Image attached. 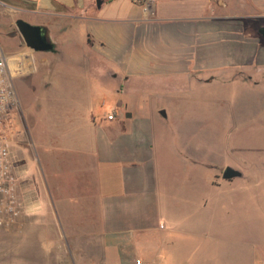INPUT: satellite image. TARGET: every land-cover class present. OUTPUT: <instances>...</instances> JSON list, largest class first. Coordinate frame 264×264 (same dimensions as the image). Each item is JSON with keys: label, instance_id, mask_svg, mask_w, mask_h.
Here are the masks:
<instances>
[{"label": "crops", "instance_id": "1", "mask_svg": "<svg viewBox=\"0 0 264 264\" xmlns=\"http://www.w3.org/2000/svg\"><path fill=\"white\" fill-rule=\"evenodd\" d=\"M149 1L151 8L146 12L144 0H102L100 4L98 0H0V27L8 28L1 32L5 43H10L7 34L17 27L19 18L47 28L55 51H36L23 43L28 48L25 54L33 51L36 64L60 59L55 64L58 75L47 77L45 87L57 93L85 92L75 99L67 97L74 108V128L61 127L59 149L51 148L42 161L47 181L52 180L49 185L58 184L60 210L73 204L82 208L85 219H98L97 244L91 250L101 264H134L136 259L171 264L178 252L196 243L197 232L207 234L204 215L196 221L194 189L183 185L176 190L169 179L160 180L151 149L156 137L151 121L133 110L123 116L117 110L114 120L104 119L105 113L135 106L129 101L139 97L133 90H143L152 81L157 90L167 91L178 77L194 72L212 75L228 68L260 66L264 0ZM18 37L20 45L24 40L20 33ZM261 53L264 58V50ZM67 60L83 63L88 73L80 74L87 84L68 79ZM97 74L100 83L126 96L100 117L90 93L91 78ZM237 120L235 125L240 123ZM205 142L195 143L196 153L205 151ZM208 142L212 151L222 149L212 147V138ZM57 150L54 158L51 153ZM207 204L204 197L203 207ZM258 257L264 259V254Z\"/></svg>", "mask_w": 264, "mask_h": 264}, {"label": "rangeland", "instance_id": "2", "mask_svg": "<svg viewBox=\"0 0 264 264\" xmlns=\"http://www.w3.org/2000/svg\"><path fill=\"white\" fill-rule=\"evenodd\" d=\"M79 29L81 36L82 27ZM5 31L7 27H0L5 51L25 53L28 48L22 40L19 45L17 27H11L7 34L10 43L1 36ZM258 46L259 67L244 65L212 75L194 72L178 77L177 84L167 91L157 90L152 81L143 90H133L139 97L129 101L135 106L115 109L122 116L131 115L133 110L151 121L150 129L156 133L151 149L157 173L163 177L160 180L169 179L176 190L189 185L196 196V221L204 215L207 234L197 232L193 236L196 243L178 252L177 263L174 258L171 264H264L263 257L256 258L264 254L263 37ZM28 51L32 59L24 66H17L16 56L9 63L14 73L20 72L14 77L18 102L11 112L9 134L20 204L14 220H0V264H101L97 252L91 250L97 244L98 219H85L82 208L73 204L60 210L58 184L49 185L52 180L47 181L42 161L51 148L59 149L61 127L74 128V108L67 97L75 99L85 92L73 89L57 93L46 88L44 80L58 75L55 64L60 59L41 66L36 64L33 51ZM81 64L64 63V72L75 84L88 83L80 74L88 73ZM91 79L90 93L98 117L119 97H126L100 83L98 74ZM155 94L160 95L157 98ZM238 101L239 106L233 107ZM221 116L225 117L222 121ZM235 120L240 123L235 125ZM209 138L212 147L222 149L212 151ZM205 140V151L196 153L195 143ZM58 152L51 155L55 158ZM228 165L242 170L244 176L224 179L222 172ZM204 197L207 207H203ZM152 246L155 251L154 240Z\"/></svg>", "mask_w": 264, "mask_h": 264}, {"label": "built area", "instance_id": "3", "mask_svg": "<svg viewBox=\"0 0 264 264\" xmlns=\"http://www.w3.org/2000/svg\"><path fill=\"white\" fill-rule=\"evenodd\" d=\"M151 3L144 0V10L150 11ZM20 54V53H19ZM25 54V53H23ZM18 54L7 53L0 43V220H14L20 204L16 195L17 178L13 173V160L9 134L11 129V112L17 105L18 96L14 85L15 75L10 68V59ZM20 68L23 63L17 59ZM118 116L115 109L108 110L104 119L114 120ZM134 264H148L136 259Z\"/></svg>", "mask_w": 264, "mask_h": 264}, {"label": "water", "instance_id": "4", "mask_svg": "<svg viewBox=\"0 0 264 264\" xmlns=\"http://www.w3.org/2000/svg\"><path fill=\"white\" fill-rule=\"evenodd\" d=\"M101 2L102 0H98V4ZM16 26L26 46L36 51H55V45L51 41L46 27L33 25L22 18L16 21ZM259 32L264 36V26L259 29ZM161 113L165 115L166 111L161 110ZM243 175L242 170L231 165L226 166L222 172V177L227 180L243 177Z\"/></svg>", "mask_w": 264, "mask_h": 264}, {"label": "bare ground", "instance_id": "5", "mask_svg": "<svg viewBox=\"0 0 264 264\" xmlns=\"http://www.w3.org/2000/svg\"><path fill=\"white\" fill-rule=\"evenodd\" d=\"M16 57L18 58V60H21L22 61V63H23L22 66H24L27 62H30L31 59H32L31 54H23V53H20V54L16 55ZM11 59H13V58H11ZM11 71H12V73L14 75L20 73L19 71H17L16 73H14L13 70H11Z\"/></svg>", "mask_w": 264, "mask_h": 264}, {"label": "flooded vegetation", "instance_id": "6", "mask_svg": "<svg viewBox=\"0 0 264 264\" xmlns=\"http://www.w3.org/2000/svg\"><path fill=\"white\" fill-rule=\"evenodd\" d=\"M18 32H19V30H18ZM14 35V34H13ZM16 35V34H15ZM15 35L13 36V38H15Z\"/></svg>", "mask_w": 264, "mask_h": 264}]
</instances>
